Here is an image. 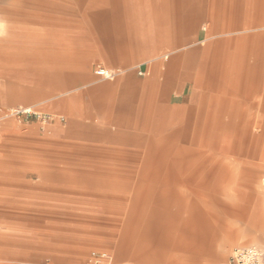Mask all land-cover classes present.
I'll use <instances>...</instances> for the list:
<instances>
[{"label":"crops","instance_id":"1","mask_svg":"<svg viewBox=\"0 0 264 264\" xmlns=\"http://www.w3.org/2000/svg\"><path fill=\"white\" fill-rule=\"evenodd\" d=\"M47 5L45 0H0L4 58L0 62L12 64L14 49H19L21 58L49 66L37 69L33 87L11 88L6 95L29 104L44 97L46 86L58 92L61 98L56 104L68 112L70 124L62 130L63 136L80 135L76 120L89 117L83 133L94 145L126 142L140 136L134 131L141 129L156 137L157 131L164 134L175 126L171 137L180 138L188 129L184 121L189 119L183 114L201 95V70L207 67L209 72L211 95L203 99L201 123L196 124L200 131L194 136L205 150L178 146L179 139L155 141L156 155L151 159L159 164H148L137 173L146 178L138 181L140 202L134 206L138 210L123 218L127 226L117 242L119 260L123 264L211 261L216 256L219 215L199 193L218 191L227 182L244 187L236 199L244 210H233L235 217L246 216L251 229L264 232L263 214L247 206L264 177V32H248L247 17L254 15L261 24L264 0H53L56 11L48 14L52 22L45 23ZM78 16L83 24H78ZM202 25L204 36L215 38L205 49L206 60L198 74L199 55L189 49L188 40L201 36ZM93 63L114 73V78L97 77V69L90 70ZM144 63L149 66L148 76L134 67ZM189 85H193L190 93ZM213 100L218 102V115L207 114ZM241 128L243 136L237 133ZM254 128L258 130L252 135ZM223 129L233 130L234 135L220 138ZM243 142L244 157L234 152L230 160L235 162L227 168L206 165L207 152L213 153V159L216 152L230 154L232 145ZM38 174L43 176L45 170ZM123 174L118 168L85 169L90 177L85 183L91 191H119ZM180 186L195 187L197 198L190 201ZM109 240L101 237L102 244Z\"/></svg>","mask_w":264,"mask_h":264},{"label":"rangeland","instance_id":"2","mask_svg":"<svg viewBox=\"0 0 264 264\" xmlns=\"http://www.w3.org/2000/svg\"><path fill=\"white\" fill-rule=\"evenodd\" d=\"M45 1L48 4L45 23H51L53 16L48 14L56 10L52 8L53 0ZM77 19L78 24H83L82 16ZM258 22L254 15L247 17L248 32H264V20L261 24ZM204 26L200 28V37L191 36L188 40L189 49L199 55L198 74L206 60L205 49L215 38L204 36ZM77 32L84 33L81 29ZM19 51L14 49L17 55L13 56L12 64L0 62V113L6 115L8 110L29 109L34 116H3L0 119V264H123L117 249V242L127 226L123 218L138 210L134 208L140 202L136 191L138 181L146 177L137 173L148 164L156 163L151 159L156 155L155 141L179 139L182 142H178V146L205 150L194 142V136L200 131L196 124L201 123L203 99L211 95L207 88V67L203 72L201 70L203 78L198 86L201 92L198 102L183 114L184 117L187 114L189 119L184 121L188 126L185 135L172 138L171 132L177 129L176 126L164 134L157 131L156 137L141 129L134 131L140 136L125 139L126 142L94 145L91 138L83 133V128L91 122L89 117L83 121L76 120V125L82 129L80 135H62V130L70 124L68 112L56 104L61 98L58 92L46 86L44 97L29 104L21 102L16 95L11 96L12 100L7 97L6 92L11 88L33 87L38 68L47 70L48 65L37 64L35 58H28L30 61L23 59ZM1 59L4 58L0 56ZM98 64L93 63L90 67L93 73ZM134 67L148 76V63ZM81 87L85 88L84 85ZM192 90L193 85H189L188 92ZM218 94L223 96V92ZM217 103L213 100L206 113L218 115ZM228 116L225 114L226 121ZM56 130H59L58 135H55ZM237 130L240 136L245 134L244 128ZM257 130L254 128L251 134L255 135ZM230 134L234 135V131L223 129L220 138H227ZM161 145L165 146L164 143ZM245 146L244 142L234 144L230 154L228 150V153L221 150L213 159V153L209 151L206 156L210 161L206 165L227 168L230 161L235 162V159L230 160L235 157L234 152L244 157ZM250 147L251 144H247L249 150ZM101 155L105 159H101ZM157 164L158 161L154 165ZM99 167L121 169L124 176L120 178L124 186L119 187L123 189L91 191L90 185L85 183L90 179L85 175V169ZM42 169L45 170L43 176L38 174ZM180 190L190 201L196 199L199 192L188 186H180ZM239 190L244 191V187L237 188L227 182L221 184L218 191L199 193L204 203L219 215L217 225L220 228L214 239L216 256L205 264H227L231 251L240 246L252 245L264 250V232L260 228L251 229L246 216L236 218L233 213V210H244V205L236 200L238 195H242ZM250 197L247 206L252 212L264 216V177ZM233 204L239 207L234 208ZM103 236L110 239L109 244L101 243Z\"/></svg>","mask_w":264,"mask_h":264},{"label":"built area","instance_id":"3","mask_svg":"<svg viewBox=\"0 0 264 264\" xmlns=\"http://www.w3.org/2000/svg\"><path fill=\"white\" fill-rule=\"evenodd\" d=\"M96 74L106 79H113L115 76L114 73L106 70L103 67H99L96 71ZM5 116H25L29 118L33 117L34 115L31 110L27 109L12 110ZM2 117L3 116H0V119ZM228 264H264V250L256 246L237 248L233 251Z\"/></svg>","mask_w":264,"mask_h":264}]
</instances>
